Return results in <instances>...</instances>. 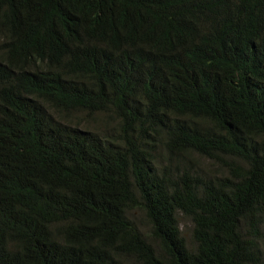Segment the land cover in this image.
Returning a JSON list of instances; mask_svg holds the SVG:
<instances>
[{"label":"trees","instance_id":"obj_1","mask_svg":"<svg viewBox=\"0 0 264 264\" xmlns=\"http://www.w3.org/2000/svg\"><path fill=\"white\" fill-rule=\"evenodd\" d=\"M134 262L264 264V0H0V264Z\"/></svg>","mask_w":264,"mask_h":264},{"label":"rangeland","instance_id":"obj_2","mask_svg":"<svg viewBox=\"0 0 264 264\" xmlns=\"http://www.w3.org/2000/svg\"><path fill=\"white\" fill-rule=\"evenodd\" d=\"M135 218H136V222H137L138 226L140 227V229L145 231V233H147L149 226H148L146 219H145V216H143L142 212L137 211L135 213ZM179 221H180V225H181V228L183 230L184 235L188 238V240H190L192 237L191 234H192V228H193V225L190 222V219L188 217L181 215L179 217ZM132 264H137V263L134 262Z\"/></svg>","mask_w":264,"mask_h":264}]
</instances>
